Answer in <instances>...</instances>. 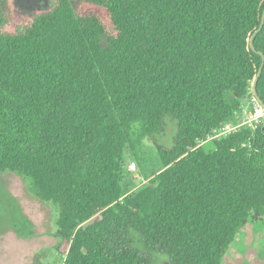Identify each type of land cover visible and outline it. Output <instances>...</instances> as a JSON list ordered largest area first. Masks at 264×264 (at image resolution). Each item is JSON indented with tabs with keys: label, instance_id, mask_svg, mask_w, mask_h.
Here are the masks:
<instances>
[{
	"label": "trees",
	"instance_id": "16d2710c",
	"mask_svg": "<svg viewBox=\"0 0 264 264\" xmlns=\"http://www.w3.org/2000/svg\"><path fill=\"white\" fill-rule=\"evenodd\" d=\"M263 13L264 0H54L24 15L0 0V172L59 209L62 264H149L131 236L171 264H223L263 218L264 121L238 118ZM168 121L173 146L153 158L143 142ZM227 125L240 127L207 152Z\"/></svg>",
	"mask_w": 264,
	"mask_h": 264
},
{
	"label": "rangeland",
	"instance_id": "374dc122",
	"mask_svg": "<svg viewBox=\"0 0 264 264\" xmlns=\"http://www.w3.org/2000/svg\"><path fill=\"white\" fill-rule=\"evenodd\" d=\"M53 1L15 0V5L20 13L33 15L49 9ZM258 109L255 102L245 101L239 123H255L251 116ZM262 121L264 117L259 120ZM175 134L176 123L168 121L161 136L144 140L142 151L156 158L158 146L170 149ZM217 138L213 137L204 144L207 152L213 150ZM125 168L130 172L129 180L135 183L136 179L141 183L145 181L131 151L126 154ZM58 219L56 205L40 201L21 176L0 172V264H62L56 251L60 243ZM129 239L130 246L141 248L149 264H171L166 256L142 246L137 238L131 236ZM223 264H264V216L260 221L246 225L227 250Z\"/></svg>",
	"mask_w": 264,
	"mask_h": 264
},
{
	"label": "water",
	"instance_id": "95a60500",
	"mask_svg": "<svg viewBox=\"0 0 264 264\" xmlns=\"http://www.w3.org/2000/svg\"><path fill=\"white\" fill-rule=\"evenodd\" d=\"M264 28V13H263V17H262V22H261V25L259 27V29L254 33V35L252 36L251 38V41H250V46H251V49L256 53L258 54L259 56H261L262 58V67L255 79V81L253 82V94L255 96V100L261 105V107L264 109V101L260 98L259 96V93H258V83H259V80H260V77L262 76V73H263V69H264V54L260 51H258L255 47V39L257 37V35L263 30ZM140 180L139 179H136V184H140Z\"/></svg>",
	"mask_w": 264,
	"mask_h": 264
},
{
	"label": "built area",
	"instance_id": "2783aa9c",
	"mask_svg": "<svg viewBox=\"0 0 264 264\" xmlns=\"http://www.w3.org/2000/svg\"><path fill=\"white\" fill-rule=\"evenodd\" d=\"M256 105H258L259 109L257 110V112L255 113V115L251 116V120L252 122H259V120L264 117V109L261 107V105L255 100ZM246 123H242L241 125H245ZM240 126H231V125H227L225 128H223L220 133L217 135V137H221V136H227L231 133H233L234 131H236ZM216 137V138H217Z\"/></svg>",
	"mask_w": 264,
	"mask_h": 264
}]
</instances>
